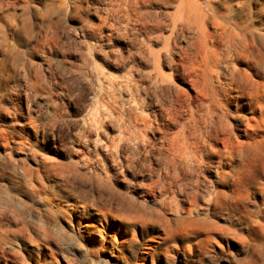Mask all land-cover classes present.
Masks as SVG:
<instances>
[{
    "label": "rangeland",
    "instance_id": "1",
    "mask_svg": "<svg viewBox=\"0 0 264 264\" xmlns=\"http://www.w3.org/2000/svg\"><path fill=\"white\" fill-rule=\"evenodd\" d=\"M258 83L264 0H0V264H264Z\"/></svg>",
    "mask_w": 264,
    "mask_h": 264
},
{
    "label": "bare ground",
    "instance_id": "2",
    "mask_svg": "<svg viewBox=\"0 0 264 264\" xmlns=\"http://www.w3.org/2000/svg\"><path fill=\"white\" fill-rule=\"evenodd\" d=\"M207 36L204 31H202V37ZM255 100L250 110V117L246 118V122L243 125L237 126L239 132L242 136L245 138L251 139L249 142V146H256V145H263L264 144V138L254 137L258 136L259 134H264V105L261 104V99H264V83H258L255 88ZM230 95V94H229ZM206 98V97H205ZM208 102V99H206ZM209 103V102H208ZM259 109V110H258ZM208 114L204 115L200 118V120H197L200 125L201 124H209V138L218 140L219 143H222V145L230 149L234 143L232 142V138L230 137V134H228L226 128L224 127V123H219L216 121L217 117L213 113L212 108L208 106ZM221 120V118H220ZM244 120V119H243ZM227 124V123H226ZM231 124V123H230ZM176 143L173 145L175 152L179 156L178 158H182L186 154L189 153V151L195 152L198 148L201 147L202 144H200L198 140V135L196 134L195 130L188 128L183 132V134H179L178 138L176 137ZM205 143V141H204ZM203 143V144H204ZM199 144V145H198ZM147 259V258H145Z\"/></svg>",
    "mask_w": 264,
    "mask_h": 264
}]
</instances>
